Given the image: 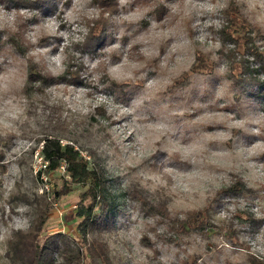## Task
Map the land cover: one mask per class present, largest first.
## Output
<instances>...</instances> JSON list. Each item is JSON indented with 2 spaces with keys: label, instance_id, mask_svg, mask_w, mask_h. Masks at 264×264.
Segmentation results:
<instances>
[{
  "label": "clouds",
  "instance_id": "1",
  "mask_svg": "<svg viewBox=\"0 0 264 264\" xmlns=\"http://www.w3.org/2000/svg\"><path fill=\"white\" fill-rule=\"evenodd\" d=\"M0 264H264V0H0Z\"/></svg>",
  "mask_w": 264,
  "mask_h": 264
},
{
  "label": "rangeland",
  "instance_id": "2",
  "mask_svg": "<svg viewBox=\"0 0 264 264\" xmlns=\"http://www.w3.org/2000/svg\"><path fill=\"white\" fill-rule=\"evenodd\" d=\"M47 10L51 11V8L49 7ZM103 43L104 40H102L98 47L102 46ZM82 155L86 157V155ZM59 171H65L64 164L60 166ZM60 187L61 185H57V190ZM64 188L68 199L59 202L57 205V209L52 214L47 215L43 220V223L41 224V227H43L39 229V238L41 241H43L49 234H53L57 230L68 234V236H70V238H72L73 240L81 239V235L79 234V230L77 227L79 222L81 221V218L74 215L77 211L79 203L81 202V197L79 195H76V193L84 192V190L88 188V184L76 183L71 186V189H69L68 185H64ZM83 202L85 204H88L90 202V199L86 198L85 200H83ZM97 211H99V209Z\"/></svg>",
  "mask_w": 264,
  "mask_h": 264
},
{
  "label": "trees",
  "instance_id": "3",
  "mask_svg": "<svg viewBox=\"0 0 264 264\" xmlns=\"http://www.w3.org/2000/svg\"><path fill=\"white\" fill-rule=\"evenodd\" d=\"M233 35L240 37L241 45L244 44V40H243V37H242V33L241 32H234ZM102 40H103V38H101L99 40L98 45L102 42ZM71 152H72V150L69 149L68 150V153H69V163L67 165V174L70 177H73L77 181V183L88 184V188L86 190H84V192H92L94 194L95 198L96 199H99L100 195L104 191L103 185H102V180L100 178L94 177L91 174V169L89 167H81L80 161L74 159V157L72 156ZM83 158L86 159L85 156H83ZM63 164H64V161H61L60 162V165L62 166ZM73 174H75V175L73 176ZM84 192H82V193H84ZM86 198H89L90 199V202H91V200H92L93 197L92 196H88ZM86 198H84L83 200H85ZM89 203L88 204H85L83 202V205H84L83 209H81V207H80L81 202L78 205L77 211H76V213L74 215L80 217L81 218V221H83L87 216L94 214V212H97V210L99 209V205L97 204V206L94 209V212L93 213H89L88 212V207H87L89 205ZM81 221L79 222V224L81 223ZM42 227H40V228H42ZM79 234L81 235L80 231H79ZM51 235L52 234H49L47 237H49ZM67 236H68V234H67ZM68 237L70 238V236H68ZM60 238H61L60 236H56V237L51 238L50 247L53 248V249H55L56 248V241L58 239H60ZM70 239H72V238H70Z\"/></svg>",
  "mask_w": 264,
  "mask_h": 264
}]
</instances>
